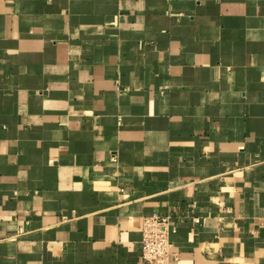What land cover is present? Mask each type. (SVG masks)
Instances as JSON below:
<instances>
[{
  "label": "crops",
  "instance_id": "obj_1",
  "mask_svg": "<svg viewBox=\"0 0 264 264\" xmlns=\"http://www.w3.org/2000/svg\"><path fill=\"white\" fill-rule=\"evenodd\" d=\"M264 264V0H0V264Z\"/></svg>",
  "mask_w": 264,
  "mask_h": 264
},
{
  "label": "built area",
  "instance_id": "obj_2",
  "mask_svg": "<svg viewBox=\"0 0 264 264\" xmlns=\"http://www.w3.org/2000/svg\"><path fill=\"white\" fill-rule=\"evenodd\" d=\"M174 232L169 216H146L141 225L140 257L145 264H167L169 236Z\"/></svg>",
  "mask_w": 264,
  "mask_h": 264
}]
</instances>
